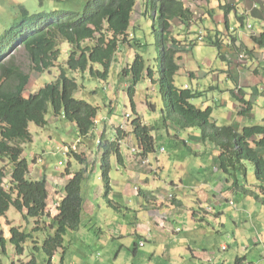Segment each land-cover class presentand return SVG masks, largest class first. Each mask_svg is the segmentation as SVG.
Returning <instances> with one entry per match:
<instances>
[{"label":"trees","instance_id":"1","mask_svg":"<svg viewBox=\"0 0 264 264\" xmlns=\"http://www.w3.org/2000/svg\"><path fill=\"white\" fill-rule=\"evenodd\" d=\"M44 1L39 0L40 6ZM68 1L77 2L73 5L76 8L63 6L62 9L31 16L26 9L20 7V21L6 32L10 39L3 38L0 41L6 44L13 40L11 33L20 37L22 50L31 63V69L41 74L55 66L61 45L69 46V51L65 52L68 53L65 70L59 69V76L53 82L28 97L24 93L30 76L22 71L15 58L11 57L0 64V217L5 216L9 208L13 207L23 219H33L37 224L41 221L42 230L53 231L52 235L49 234L43 240L39 249L37 238L16 227L10 228L9 243L14 247L15 253L21 257L23 245L30 240L31 243L36 241L37 247L32 246V250L42 252L45 256L44 262L52 264L54 253L63 249L67 234L79 231L84 204L82 184L92 174V168L84 169L85 162L74 153V159L83 169L71 174L67 168L61 174L67 177L68 182L63 187V196L57 204L58 214L50 219V196L46 178L31 179L27 159L23 157V146L32 141L30 124L38 128L46 127L49 108L54 116L74 125L78 136L84 141L87 142L94 136L92 132L99 110L95 105L75 98L78 84L74 78L68 76V71H88L92 78L107 81L111 65L116 60V55L121 52L120 47H124L125 52L135 51L132 64L118 73V77H130L126 93L133 113L136 114L133 101L135 88L141 81L154 82L153 85L157 83L160 89L164 88L168 100V107H163L160 111L164 127L170 124L182 132L198 129L199 140L212 144L218 151L215 164L229 187L225 192L231 198L237 192H250L264 209V156L258 151L259 148L264 150V126L245 127L240 132L232 126H217L213 121L211 107L200 109L191 104L200 95L199 92L194 93L190 89L175 85L179 66L177 51L173 49L177 44L172 37L173 21L178 20L185 26L193 18V13L183 0ZM137 7L140 11L139 19L134 21ZM15 28L18 29L14 30ZM88 41L94 42V45L88 47ZM252 42L257 47L264 48V32L258 37L253 36ZM218 45L215 41L214 46L217 48ZM99 67L102 68L101 72L98 71ZM202 96L203 93L199 98ZM150 108L153 109L152 106ZM250 109L251 107L248 112ZM113 113L110 111V118L105 119L108 121L104 123L105 127L113 124ZM130 125L131 134L135 137L142 155L147 157L156 152L152 133L157 126L143 124L138 116ZM114 136L116 139L105 140L106 134L102 133L97 143L102 160L99 179L103 183L105 197L112 187L110 180L114 164L111 158L121 161V132L116 130ZM84 141L80 140V143ZM95 144L96 142L93 146ZM66 155L70 157L69 153ZM70 164L69 161L68 166ZM247 164L253 166L257 182L252 187L255 189L252 192L243 186ZM0 247L4 251L5 241L2 236ZM63 261L61 258V264ZM25 264L38 263L34 256Z\"/></svg>","mask_w":264,"mask_h":264},{"label":"crops","instance_id":"2","mask_svg":"<svg viewBox=\"0 0 264 264\" xmlns=\"http://www.w3.org/2000/svg\"><path fill=\"white\" fill-rule=\"evenodd\" d=\"M204 1L205 5H201L202 17L197 27L196 25L190 26L193 18L188 25H183L184 27L181 29L174 25L172 37L177 42L174 49L177 51L178 74L188 78L196 77L193 72L186 68L185 64V62H190L188 55L191 51L193 52L195 46L204 44L214 46L215 41L218 42V57L223 63L230 64V69L233 65V60L230 59L237 54L235 65L239 76L236 74L237 77L233 78L231 74L227 75V80L235 81L237 93L235 94L233 90L231 93L233 99L224 97L225 103L222 102L221 104L230 109L231 112L226 116L221 115L220 118L215 116L213 121L217 126H232L238 132L245 127L258 126L253 124L255 123L254 108H259L262 100H264V48L254 45L252 37H258L264 32V0ZM188 3H190L189 6H192L191 4L194 2ZM221 11L225 15L217 16V12ZM224 16L226 23L224 22V26H222ZM222 27L224 29L221 30ZM246 30L249 32L248 35ZM187 32L193 39H189ZM201 33L202 38H200ZM178 34L180 39L176 38ZM233 39H235L234 42ZM186 41L187 47H182ZM206 78L213 80V75ZM244 88L260 94L261 98L247 100L245 97H241ZM230 100L235 103L228 104L227 101ZM214 101L216 102V100ZM241 104H247L249 108L251 107L250 111L243 112L240 107ZM262 105L263 107L259 111H262L264 115V101ZM137 116L143 118L141 120L143 124L150 126L149 122H144L143 116L138 114ZM157 119L158 113L153 120L156 122L154 125L160 126L161 119ZM218 119H221V122ZM253 120L254 122H252ZM165 128H167L169 139L174 143L172 148L173 159H168L167 162L166 159L162 158L161 154L166 153V147L162 144L164 138L159 140L157 134L154 136L152 133L155 138L156 152L147 156L151 163L148 168L137 167L134 157L129 155L130 159H126L122 151L121 161L115 157L111 158L112 163L115 158L116 164H114L113 174L111 173L110 184L112 187L106 201L100 199L101 187H91L90 189L94 190L95 193L86 198L84 195L87 189L82 187L84 204L81 228L77 233H82V231H86L83 229L87 228L92 230L91 227L96 225V232L99 236L93 239L91 245L99 243L109 245L111 241H120L122 249L117 252L115 263L121 255L123 256V260L120 262L122 264H134L141 255H151L146 264H192L189 262L190 258L196 262L200 260L210 261V258L207 257V249L210 246L204 244V238L212 233H220L218 228L229 221L224 210L231 211L233 218L238 220V222L234 221L237 223L233 224L235 229L231 242L237 241V235L239 238L241 236L236 231L239 228L238 225L242 223V213L245 215L251 213L253 205L251 204L250 207L246 208L241 202L234 203V210H230L233 207L229 204V209H225L224 203H227V199L232 200V198L230 194L225 192L229 187L222 173L216 168L215 159L218 151L212 144L199 140L198 134L192 130L182 132L170 124ZM170 132L174 136L170 135ZM134 144L136 145L135 141ZM162 148L164 152H161ZM258 151L259 154L264 155L262 148H259ZM204 164L207 166L205 167ZM210 166L212 170L208 174L209 177L206 175L204 179L200 178L203 171L211 169ZM31 168L29 167L30 177L36 176L37 178L33 180L39 179V167L35 168L38 174L34 173ZM96 168L95 165L92 173L95 172ZM135 169L137 170L134 171ZM120 171L126 177H123ZM164 172L168 173L166 178H163ZM60 175L61 173L56 174V176H44L50 199L53 202L51 204L48 201L51 217L57 214L54 206L63 196L62 189L68 182L67 177L63 178ZM54 177L57 182L50 186V178L54 179ZM212 198L213 202L211 203ZM108 202H113L112 206ZM105 204L116 209L117 212L113 214V218L105 217ZM258 205L261 214L263 207L259 203ZM240 207L243 208V212ZM259 235L261 238V234ZM261 241L264 242V237L261 238ZM140 243H143L142 247ZM254 243L258 245L260 241L255 238ZM133 246L132 256L128 258V253ZM93 264H97V262L95 261Z\"/></svg>","mask_w":264,"mask_h":264},{"label":"rangeland","instance_id":"3","mask_svg":"<svg viewBox=\"0 0 264 264\" xmlns=\"http://www.w3.org/2000/svg\"><path fill=\"white\" fill-rule=\"evenodd\" d=\"M183 1L185 6L191 8L192 10H190L191 12H193V21L191 22L190 26L196 25L197 27L202 17L201 5H205V1ZM190 1L194 2L191 4L192 6H189L190 3L188 2ZM76 3L77 2L74 1H66L61 4L73 9L76 8L73 6ZM20 7L26 9L30 14L35 15L41 14L44 11L50 12L53 9L60 8L59 4L55 1H46L42 6H40L39 0H0V36L4 31L8 30L11 26L19 21ZM139 14L140 11L137 7L134 21L139 19ZM221 15H225V13H223L222 11L217 12V16ZM222 20V26H224V18H222ZM173 24L179 29L184 27L183 24L178 20L173 21ZM222 29H224V27H222L221 30ZM248 33L249 32L246 30L247 35ZM179 34L176 35L177 39H180ZM187 34L186 36L189 35ZM189 39H193L191 35H189ZM185 43H187V41L183 43L184 46L182 47H187ZM86 45L88 47H92L94 45V42L92 43L88 41ZM225 48L226 46L224 47L223 51L225 50ZM67 51H69V46L66 44H62L59 58L54 63L55 66L49 71H44L43 74L37 73L31 69V63L26 58V55L22 48L18 49L14 53L13 57L15 58L16 63L25 74L30 76V82L27 86L26 92L24 93L25 97H28V95L30 94L34 95L39 91L40 88H42L46 84H50L51 82H53L59 76V69L63 68L65 70L64 67L66 65V59L68 55V53L65 52ZM120 51L121 52L116 55V60L111 65L109 78L107 79V81H99L95 78H92L88 71L85 73L68 71V76L74 78L78 84V91L75 94V98L93 104L99 110L98 117L96 118L98 124H95L96 127L93 129L94 136L90 140L86 142V140L84 141V139L80 138L74 125L65 122L59 116H54L51 109L49 108L46 115V127L38 128L35 125L30 124L29 132L31 134L32 141L30 144H26L23 146V157L27 159L28 165L32 167L31 169L34 171V173H37V169L35 168L37 166L39 167V178L42 179L46 175L56 176V174L59 175L60 173H64L67 168L69 170V173L71 174H75L79 172L80 169H83V166L79 165V163L74 159L75 152H72L70 149L71 145L75 144L78 139L83 140L84 142H81V144L77 145L76 155L83 159L82 162H85L84 169H88V167H91L93 171L95 165L97 167L95 172L89 175L88 180L82 184V187H86L87 189L84 195L85 198L94 195L95 191L90 189L91 187H101L100 199H104L106 201L104 186L99 179L100 164L102 161L101 152H99L97 148V142L100 140L102 133L106 134L105 140L116 139L114 134L116 130H119L121 132V142L119 143L122 149L121 151L124 153V158L130 159L131 155L127 152L129 151V148L134 147L135 144L133 145V142L135 141L136 143L135 137L131 134L130 124L133 122L137 114L144 117V122H149L150 126H153L154 123H156L153 119H155L158 113V119H161L160 126L156 127L153 134L154 136H156L157 134L159 140L162 137L164 138L162 140V144L166 147V153L161 154L162 158L166 159L167 162L168 159L174 158V152H172L174 143H172L171 139H169V136L167 135V128L164 127L162 119L163 117L160 113V110L163 107H168V100L165 89H160L157 83L156 85H153L154 82L149 81L148 83H145L144 81H141L136 86L135 95L133 97L136 112V114H134L126 93L130 83V77H118V73L132 64L133 59L135 58V51L128 50L125 52L124 47H120ZM218 53L219 49L215 46L207 44L195 46L193 52L191 51V53L188 55L190 62H185V64L186 68L189 69L190 72H193L196 77L188 78L183 76L182 74H177L175 77V83L176 87L178 88H185L183 87V85L186 84L188 89L192 90L194 93L199 92L200 95L197 97V99H193V101H191V104L200 109L211 107L213 117L218 116V118H220L221 115L226 116L231 112V110L226 106L221 105L222 102L225 103L224 97L232 98L231 93L233 92V90L235 94L237 93V91L235 90V81L233 82L232 79L227 80V75L231 74V76L235 78L237 77L235 75L237 74L239 76V73L237 66L235 65L237 54L232 56L230 59L233 60V65L230 69V64L223 63L222 60L218 57ZM247 59L249 60V58ZM98 71L101 72L102 68L99 67ZM209 75H213V80H208L206 78ZM242 92L243 93L241 97H245L247 100L250 98H261L260 94L252 92L247 88H244ZM202 93L203 96L199 98ZM214 100H216V102ZM263 101L264 100H262L259 108H254L255 123L253 124H256L258 126H264V115L262 111H259L260 108L263 107ZM227 103L230 104L235 102H233V100H230L229 102L227 101ZM204 105L205 107H203ZM151 106L153 107V109L150 108ZM240 107L243 112H248L249 106L247 104H241ZM110 111L114 112L112 117L113 124H111V127H105L104 123L108 122L105 119L109 117L108 115ZM126 115L127 117L130 116L128 117L129 121H127V119L125 118ZM140 119L143 120L142 117ZM218 120L219 122H221V119ZM254 120L252 122H254ZM249 123L252 124L251 122ZM175 128L178 130L177 127ZM192 131L199 133L198 129ZM170 135L174 136V134H172L171 132ZM95 142L96 144L95 146H93ZM91 147L92 149H90ZM67 153L70 154L69 158L66 155ZM69 161L71 163L70 166H68ZM174 162L176 161L174 160ZM113 164H116L115 158L113 160ZM204 166L206 167L207 164H204ZM246 167V181H243V186L245 189L252 192V190L255 191V189L252 187H255L257 185L256 179L254 177V168L251 164H247ZM210 168L211 169L203 171L200 175V178L204 179L206 175H208L212 170L211 166ZM136 170L137 169H135L134 171ZM120 174L123 175V177H126V175L122 173V171H120ZM166 176H168V173L164 172L163 178H166ZM34 178L36 179L37 177L35 176ZM56 182L57 179L55 177L54 179L50 178L49 184L50 186H52V184ZM232 200L235 204L240 202L244 203L243 205L246 208L250 207L251 204L253 205L251 208V213L249 215H245L242 213V223L238 225L239 228L236 231L239 235H241L240 238L237 235V241L233 240L231 242L235 229L233 224L237 223L238 220L236 218H233V213L231 211L227 212L226 210H224L227 218H229V221L226 222L224 226L221 225L218 228V231L220 233H212L204 238V244L210 246L207 249V257L210 258V261L207 260V262H204L200 260L196 262L190 258V263L264 264V242L261 241V238L264 237V209L262 208L263 212L260 214L258 210L260 208V206L258 205V201L252 196L250 192L246 194L237 192L232 197ZM49 201L51 202V204H53L51 199H49ZM210 202H213V198ZM112 203L113 202H108L110 206H112ZM217 205L219 206V203H217ZM224 205V207H226L225 209H229L228 203H224ZM234 208L235 206L233 208H230V210H234ZM240 208V210L243 212V208ZM104 209L106 211L105 217L108 218H113V214L117 212L116 209H112L107 204H105ZM45 220L48 222L47 218H45ZM12 227H16L20 231H23L25 233H30L33 237H35V239L37 238L39 249L41 248L43 240L49 234L52 235L53 233L51 229H49L51 232H49L48 230L46 232L42 230L41 221L39 222V224H37L33 219L25 220L22 218L21 214H19L13 207H10L5 216H3L2 218L0 217V237L2 236L5 241L4 251H2V248L0 247L1 263L16 264L18 262V264H25L35 256L38 264H46L47 262H44V254L42 252L38 253L37 250H32V246L37 247L36 241L34 243H31L30 240V242L28 241L23 245L24 251L21 257L15 253L14 247L9 243V231ZM91 229L92 230H90L89 228L83 229L86 231H82V233L67 234L63 246L65 249L63 264H79L80 262H82L83 264H93V262L95 261L97 262V264H122L120 263L123 260L122 255L120 256L117 263H115L116 254L119 250L122 249L120 241H111L109 245H105L103 243L91 245L93 239L99 236L96 232V225H93ZM38 230L42 232H37ZM259 234H261V238ZM255 238L260 241L258 245H255L254 243ZM87 245L90 246L86 247ZM213 246L215 247L213 248ZM133 250L134 246L131 251H129L128 258L132 256ZM125 251L128 252L127 250ZM97 255H99V257H97ZM60 257V252H57L55 258L52 261V264H61ZM150 258L151 255H141L135 260L134 264H146L149 262Z\"/></svg>","mask_w":264,"mask_h":264},{"label":"clouds","instance_id":"4","mask_svg":"<svg viewBox=\"0 0 264 264\" xmlns=\"http://www.w3.org/2000/svg\"><path fill=\"white\" fill-rule=\"evenodd\" d=\"M46 1H50V0H45L44 2H43V4L46 2ZM68 1V0H67ZM55 2H57L58 4H59V6H60V8H58V9H62L63 8V5L61 4V3H63V2H66V0H55ZM20 9V8H19ZM53 10H55V9H53ZM28 12V11H27ZM29 13V12H28ZM30 14V13H29ZM31 16H33V15H35V14H30ZM38 15V14H37ZM19 21H20V17H19ZM18 21V22H19ZM17 22V23H18ZM16 24H14L13 26H15ZM13 26H11L9 29H11ZM8 29V30H9ZM18 28H15L14 30H17ZM8 30H6V31H4L3 32V34L0 36V41L3 39V38H5V40H7V39H10L9 37H8V35L6 34V32H8ZM11 37H12V39L13 40H11L10 42H8V43H6V44H3V43H0V64H3V63H5V62H7L11 57H13V55H14V53L18 50V49H21L22 48V46H23V44H22V42H21V40H20V37H18V36H16L15 34H13V33H11ZM200 38H202V36L200 35ZM185 88H183V89H188V87L187 86H184ZM137 116V115H136ZM128 117H130V116H128ZM127 117V115H126V119H127V121H129V118ZM95 122H97V120L95 121ZM96 124V123H95ZM97 125V124H96ZM96 127V126H95ZM96 130H97V128H96ZM95 130V131H96ZM93 133V132H92ZM79 140V139H78ZM80 141V140H79ZM79 144H81V143H79ZM79 144H76V142H75V144H73V145H71V151L72 152H76L77 151V145H79ZM74 145H76V149L75 150H73L72 149V147L74 146ZM132 148H136L138 151H139V155L138 156H135V155H132L131 153H130V149L131 148H129V151L127 152V153H129L130 155H132L133 157H134V160H135V162H136V165H137V167H141V168H148L150 165H151V163H150V160H149V158L148 157H145V156H143L142 155V152L139 150V148L137 147V144L136 145H134V147H132ZM161 152H164V149L162 148L161 149ZM138 157H142V158H145V159H147L148 160V165H146V166H142L138 161H136L137 160V158ZM40 160V159H39ZM42 160V159H41ZM30 167V166H29ZM62 174V173H61ZM60 177H63V176H61L60 175ZM65 177V176H64ZM63 177V178H64ZM40 179V178H39ZM110 194V193H109ZM109 194L107 195V197H106V199H108V196H109ZM171 198V197H170ZM227 203L229 204V205H231L232 207H234L235 205H234V202L232 201V200H230V199H227ZM258 203H259V201H258ZM260 204V203H259ZM262 207V206H261ZM57 205L54 207V209L57 211ZM210 210V209H209ZM82 211H83V207H82ZM57 214H58V211H57ZM56 214V215H57ZM55 215V216H56ZM55 216H53V217H55ZM81 216H82V212H81ZM53 217H51V215H50V219L51 218H53ZM80 228H81V226H80ZM77 233V232H76ZM140 246L142 247L143 246V243H140ZM224 248V247H223ZM63 249H64V247H63ZM63 249H58L55 253H54V255H53V258L51 259V263H52V261H53V259L55 258V255H56V253L57 252H60V255H61V257H60V260H61V258L64 260V252H63ZM97 257H99V255H97Z\"/></svg>","mask_w":264,"mask_h":264},{"label":"built area","instance_id":"5","mask_svg":"<svg viewBox=\"0 0 264 264\" xmlns=\"http://www.w3.org/2000/svg\"><path fill=\"white\" fill-rule=\"evenodd\" d=\"M248 29H250V26H248ZM200 35L202 36V33H201ZM240 58L243 59V57H240ZM95 123L98 124V121L95 122ZM79 143H80V141L77 140V141H76V144H79ZM72 149L75 150V149H76V145H74V146L72 147ZM130 153H131L132 155H135V156H138V155H139V151H138L136 148H131V149H130ZM136 161H138L142 166H146V165H148V163H149L147 159L142 158V157H138Z\"/></svg>","mask_w":264,"mask_h":264}]
</instances>
